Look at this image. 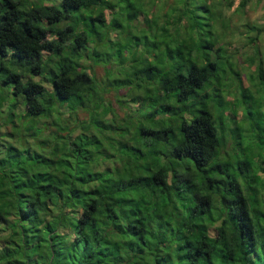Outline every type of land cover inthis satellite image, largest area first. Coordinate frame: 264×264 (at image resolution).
I'll use <instances>...</instances> for the list:
<instances>
[{
  "label": "trees",
  "instance_id": "1",
  "mask_svg": "<svg viewBox=\"0 0 264 264\" xmlns=\"http://www.w3.org/2000/svg\"><path fill=\"white\" fill-rule=\"evenodd\" d=\"M112 1L0 0V264H264V136L222 155L216 126L241 108L220 84L231 20ZM118 86L145 87L137 125H116Z\"/></svg>",
  "mask_w": 264,
  "mask_h": 264
},
{
  "label": "rangeland",
  "instance_id": "2",
  "mask_svg": "<svg viewBox=\"0 0 264 264\" xmlns=\"http://www.w3.org/2000/svg\"><path fill=\"white\" fill-rule=\"evenodd\" d=\"M131 1V0H130ZM147 8L145 9L149 15H157V7L159 0H145ZM242 0H217L219 3L217 8L222 9L223 14L226 18L231 20L230 32L234 36L232 44L227 46V55H231L233 60L226 62L228 56H223L220 60V67H223L227 73L220 80L221 92L226 102L234 101L236 99V104L241 103V108L238 110V115L235 119L222 122H216L218 129V134L223 133L227 137L226 146L221 150V154L225 153L234 154L241 153L242 150L251 145L253 149L257 147L258 137L260 135L264 136V115L257 118L259 114V105H262L260 111L264 112V85L258 76V65L261 64L264 69V0H248L246 7L243 11H239V4ZM116 5L115 10H118L121 6L117 0L112 1ZM169 3H173L174 0H169ZM114 10V11H115ZM113 11V13H115ZM109 15V12L106 11ZM127 25V24H126ZM253 28H261L262 31L258 34ZM112 36V35H111ZM257 36L258 40L254 43H250L248 37ZM230 36L228 35V38ZM121 60V55L118 53L114 54V58L111 61V69L109 78L114 80H123L126 76L127 64L115 62L116 59ZM214 58V55L211 56ZM104 69L102 66L95 68V73L97 77L104 74ZM240 78V79H239ZM240 80V84H237ZM153 87V84H151ZM118 91L111 90L109 94H106L108 101L112 103V108L117 114L116 125L118 127L124 126V121L122 120L125 115L132 114V118L137 125V120L142 117L149 109H152L151 104H144L141 99L145 97L144 86L139 90L134 86L133 90L129 93V88L127 86H118ZM228 88V89H227ZM246 89V97L243 98L242 93ZM230 92V94H228ZM212 91L208 92V95H212ZM208 102V100H206ZM210 105V103H207ZM231 105V104H230ZM142 106H145L144 108ZM244 111L246 112V120H243ZM252 112V113H250ZM114 114V115H116ZM227 115V114H226ZM124 128H127L126 126ZM233 129V131L231 130ZM129 131L131 128L129 127ZM232 132L235 134V140L240 141V146H233L234 139L232 137ZM264 146V142L262 143ZM247 152V151H246ZM234 156V155H233ZM232 156V157H233Z\"/></svg>",
  "mask_w": 264,
  "mask_h": 264
}]
</instances>
